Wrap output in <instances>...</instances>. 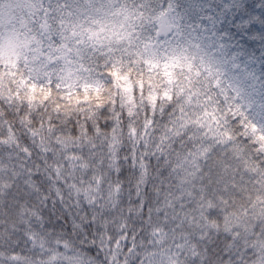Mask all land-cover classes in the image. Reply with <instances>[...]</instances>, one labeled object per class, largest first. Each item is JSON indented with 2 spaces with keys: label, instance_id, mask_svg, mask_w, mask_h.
Listing matches in <instances>:
<instances>
[{
  "label": "clouds",
  "instance_id": "1",
  "mask_svg": "<svg viewBox=\"0 0 264 264\" xmlns=\"http://www.w3.org/2000/svg\"><path fill=\"white\" fill-rule=\"evenodd\" d=\"M0 264H264V0H0Z\"/></svg>",
  "mask_w": 264,
  "mask_h": 264
}]
</instances>
